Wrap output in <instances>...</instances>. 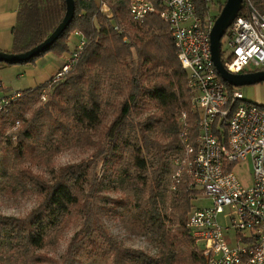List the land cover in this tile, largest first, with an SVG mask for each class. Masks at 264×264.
Listing matches in <instances>:
<instances>
[{
    "label": "trees",
    "instance_id": "1",
    "mask_svg": "<svg viewBox=\"0 0 264 264\" xmlns=\"http://www.w3.org/2000/svg\"><path fill=\"white\" fill-rule=\"evenodd\" d=\"M106 1L113 20L101 11L96 0H75L74 19L47 50L29 61L0 62L35 63L48 53L61 57L71 52L70 37L75 31H81L88 40L77 66L52 87L45 102L35 106L47 83L21 91V97L3 117L0 187L6 183L11 188L30 185L41 198L24 218L0 216V244L7 245L11 252L8 264H76L86 240L89 256L109 258L112 264H204L201 255L190 249L193 237L187 223L193 192L187 182L173 197L169 219L162 210L172 159L180 151L178 116L188 111L190 103L188 76L179 61L169 24L159 15L149 14L144 25H134L130 21L131 0ZM252 1L264 13V0ZM66 10V0H21L10 52H26L39 45L59 25ZM243 12L244 5L239 14ZM114 22L121 26L130 23L133 33L116 31ZM107 78L115 82L124 100L118 117L101 132L100 126L109 115L103 100ZM152 108L155 111L135 125L137 134L127 135L133 112ZM17 120L21 121L18 131L8 132ZM97 132L100 137L95 140L93 134ZM75 141L100 147L91 160L104 158L105 164L112 160L113 167L119 168L121 183L135 188L139 196L137 218L156 238V255L124 246L103 225L94 209L101 185L98 164L92 167V161H84L64 166L50 181L24 166L36 160L48 161ZM74 210L83 212L85 221L62 261L39 253L61 234Z\"/></svg>",
    "mask_w": 264,
    "mask_h": 264
},
{
    "label": "built area",
    "instance_id": "2",
    "mask_svg": "<svg viewBox=\"0 0 264 264\" xmlns=\"http://www.w3.org/2000/svg\"><path fill=\"white\" fill-rule=\"evenodd\" d=\"M214 1L131 0L130 21L142 26L149 14H156L168 23L188 76L191 103L178 116L180 151L172 159L169 189L176 192L187 182L188 188L199 190L202 198L213 203L194 209L187 223L190 235L207 264H264V104L247 100L236 87L231 91L217 71L210 35L223 2H218L220 12L215 13ZM243 5V14L224 36L229 54L222 62L233 74L264 70V13L252 0H244ZM109 7L101 0V11L112 19ZM113 26L125 33L118 23ZM72 36L77 41L47 82L41 101L79 62L88 40L81 31ZM224 54L221 44V58ZM21 95V91H7L0 79V128ZM20 124L15 121L9 132L17 131ZM248 160L252 164L250 185L235 172ZM226 220L228 224H223Z\"/></svg>",
    "mask_w": 264,
    "mask_h": 264
},
{
    "label": "rangeland",
    "instance_id": "3",
    "mask_svg": "<svg viewBox=\"0 0 264 264\" xmlns=\"http://www.w3.org/2000/svg\"><path fill=\"white\" fill-rule=\"evenodd\" d=\"M218 2H226V0H215L212 5V10L215 13L220 12V4ZM125 33H133V25L128 23L127 25H122ZM227 38H222L223 53L225 52L223 59L228 57L227 52ZM73 43L71 42V47ZM18 73H0V78L2 79L4 86L7 91L17 92L18 90H25L30 88L31 80L28 81L25 77L20 78ZM264 82L254 85H246L236 87L240 92L243 93L246 99H254L253 95L254 88L258 85H263ZM11 85V86H10ZM17 88V89H16ZM253 90V95H251ZM190 95V93H189ZM103 100L105 103L104 110L109 112L106 120L101 124L100 131H107L108 127L113 123V121L118 117V109L121 107V102L124 97L118 93L117 85L112 79H108L104 85L103 90ZM44 101H41L35 106H39ZM191 103V97H190ZM189 103V107H190ZM189 110V108H188ZM155 111L152 109H141L134 111L133 114L128 119L127 135H135L138 130L135 125L146 119L149 114ZM32 111L27 114V117L31 116ZM194 122V120H193ZM192 122V123H193ZM21 125V124H20ZM12 126V125H11ZM8 128V132L11 129ZM18 131V130H17ZM0 128V135L1 133ZM16 132V131H15ZM152 136H155V132H149ZM100 137L99 132L93 134V138L98 140ZM138 137V136H137ZM139 138V137H138ZM100 147L91 146L84 144L82 141H75L70 146L64 147L56 156L52 157L48 161L42 162H27L24 166L31 167V170L41 176L43 179L50 181L53 176L58 173V171L67 165H72L84 161H92V167L98 164L97 173L98 179L101 183L100 190L97 197L94 199V209L99 215L103 225L109 233H111L118 242L126 247L134 248L138 250H143L144 252L156 255L158 253V248L156 245V238L149 234L142 223L137 218L138 209L136 207L138 200V193L135 188L129 183H121L119 168L113 167L112 160L105 164V159H92L94 153ZM236 174L239 176L241 181L246 184H252V164L248 160L246 162L240 163L236 169ZM170 176L167 177L166 187L167 192L163 199L162 210L167 219H169L172 213V202L174 195L178 192H172L169 189ZM193 192L191 194V210L188 217L192 214L194 209L198 207H209L213 203L210 199L202 198V194L199 190L194 191L192 188H188ZM41 201L36 189L27 185V187L19 188L17 186L11 188L8 183L0 187V216H14L17 218L26 217L33 209H35ZM7 213V214H5ZM224 216L220 217L222 221ZM85 221V215L83 212L74 210L70 213L65 227L59 236H55L51 244L46 245L39 253L47 254L50 257L62 261V257L65 255L68 246L75 236V234L81 230L83 223ZM228 224V220L223 221V224ZM232 240V239H230ZM192 246L190 249L196 251L201 255L204 264H207L203 253L200 248L197 247L196 241L192 239ZM90 249L89 242L86 240L80 254L78 256L76 264H112L111 259L104 257H91L88 255ZM11 252L9 247L5 244H0V264L10 263L9 256ZM184 264H191L189 261Z\"/></svg>",
    "mask_w": 264,
    "mask_h": 264
},
{
    "label": "water",
    "instance_id": "4",
    "mask_svg": "<svg viewBox=\"0 0 264 264\" xmlns=\"http://www.w3.org/2000/svg\"><path fill=\"white\" fill-rule=\"evenodd\" d=\"M244 0H226L221 12L214 24L211 31V51L212 59L217 68L221 78L233 87L254 85L264 82V70L233 74L227 71L221 58V44L222 38L225 36L228 28L232 25L234 20L239 16L240 11L243 8ZM67 10L64 18L55 28V30L39 45L35 46L31 50L21 53L7 52L0 49V62H25L38 56L43 51L47 50L52 44H54L63 32L71 24L75 16V0H66Z\"/></svg>",
    "mask_w": 264,
    "mask_h": 264
},
{
    "label": "crops",
    "instance_id": "5",
    "mask_svg": "<svg viewBox=\"0 0 264 264\" xmlns=\"http://www.w3.org/2000/svg\"><path fill=\"white\" fill-rule=\"evenodd\" d=\"M96 2L100 7L101 0H96ZM20 7L21 0H0V49L3 51L10 52L13 48V29L18 22V14ZM104 14L106 15V13ZM76 41L77 38L71 35L70 42H72L74 45ZM67 54L68 53H65L61 57H59L54 53H48L45 56L36 60L35 63L17 65L0 64V73H18L17 75L20 78L25 77L28 81L31 80L30 88H36L50 81V79L63 65ZM253 88L255 94L253 95L252 90L251 95H253L254 99H249V101L258 104H264V84L258 85L257 87Z\"/></svg>",
    "mask_w": 264,
    "mask_h": 264
},
{
    "label": "clouds",
    "instance_id": "6",
    "mask_svg": "<svg viewBox=\"0 0 264 264\" xmlns=\"http://www.w3.org/2000/svg\"><path fill=\"white\" fill-rule=\"evenodd\" d=\"M5 214H7V213H5Z\"/></svg>",
    "mask_w": 264,
    "mask_h": 264
}]
</instances>
